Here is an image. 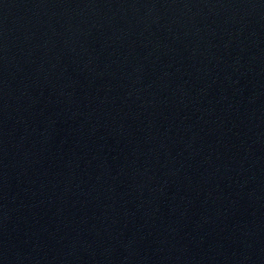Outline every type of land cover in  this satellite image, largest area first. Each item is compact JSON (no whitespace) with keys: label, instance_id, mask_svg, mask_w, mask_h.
<instances>
[{"label":"water","instance_id":"obj_1","mask_svg":"<svg viewBox=\"0 0 264 264\" xmlns=\"http://www.w3.org/2000/svg\"><path fill=\"white\" fill-rule=\"evenodd\" d=\"M0 264H264V0H0Z\"/></svg>","mask_w":264,"mask_h":264}]
</instances>
